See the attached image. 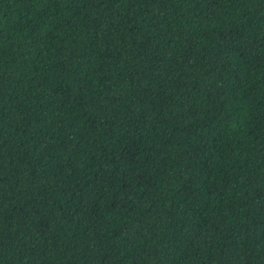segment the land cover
<instances>
[{
	"label": "trees",
	"instance_id": "1",
	"mask_svg": "<svg viewBox=\"0 0 264 264\" xmlns=\"http://www.w3.org/2000/svg\"><path fill=\"white\" fill-rule=\"evenodd\" d=\"M0 264H264V0H0Z\"/></svg>",
	"mask_w": 264,
	"mask_h": 264
}]
</instances>
